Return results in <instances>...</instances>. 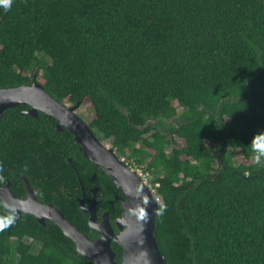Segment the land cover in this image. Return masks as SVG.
<instances>
[{
	"label": "trees",
	"instance_id": "1",
	"mask_svg": "<svg viewBox=\"0 0 264 264\" xmlns=\"http://www.w3.org/2000/svg\"><path fill=\"white\" fill-rule=\"evenodd\" d=\"M5 2L0 88L31 85L36 74L57 101L91 104L96 135L154 175L165 264H264V164L252 151L264 136V0ZM27 109L0 116V185L24 194L26 176L39 200L96 238L69 196H81L78 176L113 225L122 193L66 129ZM8 215L0 203V219ZM113 249L120 264L123 250ZM0 264L93 262L56 224L23 215L0 232Z\"/></svg>",
	"mask_w": 264,
	"mask_h": 264
},
{
	"label": "water",
	"instance_id": "2",
	"mask_svg": "<svg viewBox=\"0 0 264 264\" xmlns=\"http://www.w3.org/2000/svg\"><path fill=\"white\" fill-rule=\"evenodd\" d=\"M21 105L28 107L22 114L37 118L42 112L56 121L58 131L66 129L73 136L84 157L98 166L122 193V213L114 222L117 230L110 220L109 211L103 213L102 220H98L96 202L85 207L84 184L81 181L83 196L78 201L79 206L89 214L91 233H98L96 238H91L69 222L60 209L40 201L24 178L25 198H19L11 191L9 181L0 186V203L14 216L13 224L23 215L34 216L42 226L51 221L75 243L77 253L93 264H117L114 244L123 250L120 264H165V257L154 235L158 206L162 204L160 196L152 191L134 168L127 167L110 147L94 135L77 114L81 103L71 105L57 101L34 76L31 85L0 88V116L5 110Z\"/></svg>",
	"mask_w": 264,
	"mask_h": 264
},
{
	"label": "flooded vegetation",
	"instance_id": "3",
	"mask_svg": "<svg viewBox=\"0 0 264 264\" xmlns=\"http://www.w3.org/2000/svg\"><path fill=\"white\" fill-rule=\"evenodd\" d=\"M55 127H56V124H55ZM61 153H62V151H60ZM115 154L116 155H119L118 153H116L115 152ZM65 157H66V161H67V163L68 164H70L72 167H74V164H73V158L72 157H68L67 155H64ZM75 168V167H74ZM77 173V176L79 175V173L78 172H76ZM21 178H22V180H23V183H24V194H22V193H18V196L17 197H19V198H25L26 196H27V193H26V187H25V182H24V178H26L27 180H28V178L26 177V176H24V175H21L20 176ZM78 180H79V183H80V188H81V196H79V195H77V194H71V193H69V196L71 197V196H74L75 197V199L77 200V202L82 198V196H83V190H82V186H81V178L78 176ZM7 181H9V180H6V182ZM28 182H29V184H30V186H31V188L33 189V192H34V194L36 195V197L38 198V196H37V194H36V191H35V189L33 188V186H32V184L30 183V181L28 180ZM83 182V181H82ZM6 184V183H5ZM4 184V185H5ZM9 184H11L10 183V181H9ZM84 184V183H83ZM4 185H2V186H4ZM1 186V185H0ZM11 189V188H10ZM12 191V190H11ZM84 193H85V207L87 208V207H90L92 204H93V202H96V213L98 212V206L101 204V200L99 199V195L95 192V190L94 189H92L89 185H88V192L86 193L85 192V185H84ZM94 197H96L95 199H94ZM39 199V198H38ZM41 201V200H40ZM43 202V201H42ZM98 202H100V203H98ZM46 203V202H45ZM78 204H79V202H78ZM80 207V206H79ZM82 211V210H81ZM84 214H86L87 216H88V219H89V214L88 213H85L84 211H82ZM104 212H106V211H104ZM104 212H102L101 214H100V216L97 214V216H98V220H102V216H103V213ZM32 216V215H31ZM49 222V221H48ZM47 224V223H46ZM89 225V224H88ZM90 228V227H89Z\"/></svg>",
	"mask_w": 264,
	"mask_h": 264
},
{
	"label": "rangeland",
	"instance_id": "4",
	"mask_svg": "<svg viewBox=\"0 0 264 264\" xmlns=\"http://www.w3.org/2000/svg\"><path fill=\"white\" fill-rule=\"evenodd\" d=\"M36 77V74H35ZM77 114L86 122H90L92 115H93V107L91 106V104L84 102L80 108L77 110ZM100 139V138H99ZM101 140V139H100ZM102 141V140H101ZM104 144H106L108 147H112L111 143L109 141H102ZM171 150V147L168 148V151ZM231 150V149H230ZM124 163L128 164L130 167L134 168V169H141L143 171L144 174L149 175L148 180H145L147 185L149 187L152 188H156L158 185L153 182L154 179V175L152 173H150L149 171H146L144 167L142 166H136V165H132L129 164V162L127 161L125 156L122 155H117ZM241 161V157L239 152H235V156H234V162L238 163ZM143 177V176H142ZM145 179V178H144Z\"/></svg>",
	"mask_w": 264,
	"mask_h": 264
},
{
	"label": "clouds",
	"instance_id": "5",
	"mask_svg": "<svg viewBox=\"0 0 264 264\" xmlns=\"http://www.w3.org/2000/svg\"><path fill=\"white\" fill-rule=\"evenodd\" d=\"M11 2L12 0H6V2L3 5L5 9L10 8ZM252 151L254 153V157H253L254 163L256 165L264 164V136L254 138V142L252 145ZM13 222H14L13 215H8L6 218L0 219V232H3L7 228L11 227Z\"/></svg>",
	"mask_w": 264,
	"mask_h": 264
},
{
	"label": "built area",
	"instance_id": "6",
	"mask_svg": "<svg viewBox=\"0 0 264 264\" xmlns=\"http://www.w3.org/2000/svg\"><path fill=\"white\" fill-rule=\"evenodd\" d=\"M137 170V172L141 175V176H143L144 178H145V180H148V178H149V175H147V174H144L143 173V171L141 170V169H136ZM151 189H152V191L154 192V193H157L156 191V189L155 188H152V187H150Z\"/></svg>",
	"mask_w": 264,
	"mask_h": 264
},
{
	"label": "bare ground",
	"instance_id": "7",
	"mask_svg": "<svg viewBox=\"0 0 264 264\" xmlns=\"http://www.w3.org/2000/svg\"><path fill=\"white\" fill-rule=\"evenodd\" d=\"M89 126V125H88ZM90 127V126H89ZM91 130H92V132L94 133V135L99 139V136L98 135H96V133H95V131L92 129V128H90ZM100 140V139H99ZM101 141V140H100ZM118 157V156H117ZM119 158V157H118ZM120 159V158H119ZM121 160V159H120ZM122 161V160H121ZM123 162V161H122ZM124 163V162H123ZM125 164V163H124ZM126 165V164H125ZM127 166V165H126ZM127 167H130V166H127ZM136 172H137V170L136 169H134ZM138 173V172H137ZM138 175L145 181V179H144V177H142L139 173H138ZM146 182V181H145ZM147 184V183H146ZM158 185V184H157Z\"/></svg>",
	"mask_w": 264,
	"mask_h": 264
}]
</instances>
